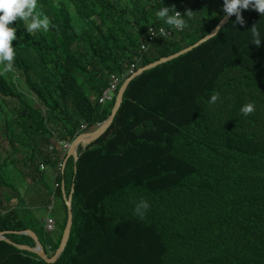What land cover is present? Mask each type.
<instances>
[{
    "label": "trees",
    "instance_id": "1",
    "mask_svg": "<svg viewBox=\"0 0 264 264\" xmlns=\"http://www.w3.org/2000/svg\"><path fill=\"white\" fill-rule=\"evenodd\" d=\"M162 7L193 16H183L182 31L153 42L139 68L192 46L227 15L223 0H37L47 31L29 34L20 19L9 25L17 37L12 67L36 99L0 64V97L17 100L23 119L8 125L9 114L0 111L13 131L0 152V196L4 188L13 195L31 189L45 173L51 189L60 183L54 198L62 183L67 194L74 187L71 236L54 264H264V15L251 7L241 10L243 24L234 15L202 45L136 77L112 125L79 147L77 161L64 151L60 172L37 164H56L61 156L56 149L49 155V147L72 143L82 124L93 131L108 119L116 98L104 105L98 99L111 75L130 77L149 29L170 27L156 16ZM248 103L255 110L245 116ZM8 165L31 181L6 176ZM141 200L149 204L143 218L134 215ZM62 205L57 233L40 229L43 245L54 249L68 219ZM18 215L15 208L0 213V232L34 246L32 237L16 234L27 230ZM0 264L47 263L0 241Z\"/></svg>",
    "mask_w": 264,
    "mask_h": 264
},
{
    "label": "clouds",
    "instance_id": "2",
    "mask_svg": "<svg viewBox=\"0 0 264 264\" xmlns=\"http://www.w3.org/2000/svg\"><path fill=\"white\" fill-rule=\"evenodd\" d=\"M250 7L255 11H257L260 15H264V0H223V12L228 16L235 15L236 22L240 24L244 23L243 17L241 16V10L242 9L246 10L249 9ZM36 9H37V0H0V64L4 65L3 72L6 73L12 70V62L15 56L14 48L11 42L15 40L17 37H16V29L9 26L12 22L16 21L17 19L23 20L26 25V32L29 34L41 29H43L44 31H47L49 29L50 21L48 17L44 16L43 18H41V14L37 13ZM170 11L172 12V14H170ZM156 16L159 19L163 20L164 23L170 27L183 29L184 27L187 26L186 20L183 18V16H187L189 19H191L193 16V11L187 10L183 15H181V13L179 11H176L174 7H162L156 12ZM160 31L162 36L168 35V33L163 28ZM251 31L253 34L252 43H254L256 46H259L261 43V39L259 38L260 37L259 31L254 26L251 27ZM4 62H7L6 65ZM217 99H219L218 95L213 94V96L211 97V102H215ZM254 110H255L254 105L252 103H248L241 108V113L247 116L253 113ZM51 147L52 149H50L49 147L46 150L47 153H52L55 150L54 146ZM65 150L69 151V149H65ZM37 164L39 165L40 170L43 171L44 164H40V163ZM59 165L60 162L54 164L55 168H57V172H60L62 170L59 168ZM55 185L56 187H58L60 186V183L57 182ZM73 189L74 187L72 188V190ZM72 190L71 192H73L74 195V191ZM71 192L67 194L65 190L63 191V194L66 193V195L68 196L71 194ZM50 207H52L51 210H49ZM148 208H149V204L146 201L141 200L134 209V215L143 218ZM47 211L49 213L53 212V205H48ZM6 212L0 211L1 214H4ZM48 218H53L55 220V218L52 216H49ZM57 225H58V221L55 220L56 230L50 233L46 230V224H45L44 226L45 232L51 235L56 234L58 230ZM1 232H5V231H1ZM19 232H16V234H20ZM5 233L6 235L8 234L7 232ZM18 245H22V244H18ZM43 246L45 248V245ZM31 247H35V245ZM47 250L49 254L47 251L46 252L50 257L57 252V249H54L51 245L47 246Z\"/></svg>",
    "mask_w": 264,
    "mask_h": 264
},
{
    "label": "water",
    "instance_id": "3",
    "mask_svg": "<svg viewBox=\"0 0 264 264\" xmlns=\"http://www.w3.org/2000/svg\"><path fill=\"white\" fill-rule=\"evenodd\" d=\"M234 15L228 16L226 15L221 22L205 37H203L201 40L193 44L192 46H189L175 54H172L167 57H163L157 61H154L144 67L139 68L134 74H132L129 78L125 79L117 93L116 100H115V105L112 109L111 115L108 117V119L103 122L102 124L98 125L97 128L93 131H87L83 134H80L71 144L69 151H68V156H73L75 160L77 161L79 159V153L78 149L80 146H82L84 149L89 146L93 141L98 139L100 136H102L107 129L112 125L124 99V94L129 86V84L139 75L144 73L147 70H150L152 68H155L161 64L167 63L168 61L174 60L190 51L193 49L197 48L198 46L202 45L209 39L213 38L218 34V32L226 26V24L230 21V19ZM74 191V189L72 190ZM65 202L68 208V219H67V224L66 228L64 230L62 239H61V244L59 245L57 252L53 256H48L44 246L41 244L40 240L38 239L37 235H35L34 232H31L29 230H25L22 232H19L20 234H24L26 236H30L35 240V247L27 246V245H18V244H13L10 242L8 239L5 238L6 233L5 232H0V241L4 240L6 243L12 244L15 246L20 251H27V252H32L36 254L38 257H40L43 261H45L47 264H54L56 263L60 257L62 256L64 250L66 249V246L68 244V241L71 236V231L73 227V210H72V200H73V192H71L70 195L64 194Z\"/></svg>",
    "mask_w": 264,
    "mask_h": 264
},
{
    "label": "crops",
    "instance_id": "4",
    "mask_svg": "<svg viewBox=\"0 0 264 264\" xmlns=\"http://www.w3.org/2000/svg\"><path fill=\"white\" fill-rule=\"evenodd\" d=\"M54 147L58 151L60 156L64 154L63 153L64 151L68 152V150H65L64 148H62L59 145V143H56ZM48 154L51 156H56V154H54L53 152L48 153ZM68 157L70 156H68L67 154V158ZM67 158L64 162V168L66 165ZM47 170L51 172H57V168H55L54 164L44 165L43 171H47ZM29 177L32 179L31 176ZM37 177L38 176L36 175L35 178ZM26 182H29V181L26 180ZM32 186H36V187L33 189L24 190L23 194L19 188L18 190L20 193L18 192L15 195H13V192L9 191L8 188H4L2 191V195L0 196V211L8 212L9 210H12L13 208H15L16 210L19 211L18 217L21 223L26 226L27 230L34 232L35 235L38 236V234L36 233V229L40 230L41 228H43L49 216L54 217L56 221L63 217L64 209L62 205V200L65 201V199H64V194L62 193V191H65V187H64V183H62L63 189L61 191V195H58V198H54L58 194V191L55 188L56 185H54L53 189L40 187L37 185V182L33 183ZM51 199L53 200L48 205H53V212L49 213L47 211L48 205H46V202ZM19 201H22V204H18ZM18 235H23V234H18ZM38 239L43 244L39 236H38ZM33 241L35 242L34 239ZM47 246L49 245H46L45 249L48 252Z\"/></svg>",
    "mask_w": 264,
    "mask_h": 264
},
{
    "label": "rangeland",
    "instance_id": "5",
    "mask_svg": "<svg viewBox=\"0 0 264 264\" xmlns=\"http://www.w3.org/2000/svg\"><path fill=\"white\" fill-rule=\"evenodd\" d=\"M120 3V0H117ZM161 41L160 38L157 39V42ZM156 42V43H157ZM5 65L7 62H4ZM3 65V64H2ZM4 68V65H3ZM2 68V71H3ZM16 68L12 67V73L15 77V82L17 83L18 89L23 92L27 97H30L32 99H36L35 95L32 93V91L29 89L27 83H26V77L22 72H17L15 71ZM111 95L113 97L116 96L115 92H112ZM0 106L5 112H7L9 114V118H8V125L13 124L14 122L18 123L21 122L23 119L20 117L21 115V109H20V104L18 103L17 100H10L8 98H2L0 97ZM14 108V111L11 112L10 114V109ZM4 120L1 119V114H0V152L4 151L5 148V137H6V141L9 140L10 136H12V132H10L9 130H7V128L5 127V125L3 124ZM72 143H67L65 145L66 149H69ZM8 154H11V152H9ZM60 158V165L59 168L63 169L64 168V162L66 160V154L64 153ZM5 171L7 173L6 176L10 177L11 179H13L14 181H18L20 179L23 180V184L25 183H29L31 181V178L29 177V175H26L25 170L23 168H19V169H15L13 167H11L10 165H8L7 168H5ZM47 173H45L44 175H42V177H39L37 179H39L37 181V185L40 187H45V188H52L53 187V180L49 179L46 175ZM26 180H28L29 182H26ZM18 187V186H17ZM16 187V188H17ZM36 186H31L30 188L33 189ZM20 188V191L23 194V189L22 187H18V189ZM56 188V187H55ZM36 233L38 234L39 238L42 239L43 235L41 233V231L39 229H36ZM20 240V239H18ZM27 242V241H26ZM34 242V241H33ZM29 245V244H26Z\"/></svg>",
    "mask_w": 264,
    "mask_h": 264
},
{
    "label": "built area",
    "instance_id": "6",
    "mask_svg": "<svg viewBox=\"0 0 264 264\" xmlns=\"http://www.w3.org/2000/svg\"><path fill=\"white\" fill-rule=\"evenodd\" d=\"M190 1H194V0H190ZM182 5L187 8V4L186 2H182ZM182 15V12L179 11ZM164 29L168 35L166 36H162L161 35V29ZM184 29V28H183ZM183 29H177L175 27H159V28H155V27H151L149 29V39H147L143 45H141V48H140V56L135 58V62L130 64L129 67L127 68L126 70V76H131L132 74H134L137 70V68H139L140 64L142 63V60H143V57L149 52L153 42H155L158 38H167V37H171L174 35L175 32H180L182 31ZM125 78V75H123L122 77L120 76H116V75H111L110 77V83L108 85V87L104 90V92L102 93V95L99 97L98 99V103L99 104H107V103H110L112 102L116 96H117V93L121 87V84L123 82ZM112 92H115L116 93V96L113 97L111 95ZM80 129L82 130L81 131V134L87 132L86 129H87V124H82ZM59 144L65 148V145L67 144V142H59ZM50 149H52V147H50ZM66 149V148H65ZM42 167V166H41ZM52 207L49 208V210H51ZM46 230L50 233L54 232L56 230V226H55V220L53 218H48L47 220V223H46Z\"/></svg>",
    "mask_w": 264,
    "mask_h": 264
}]
</instances>
